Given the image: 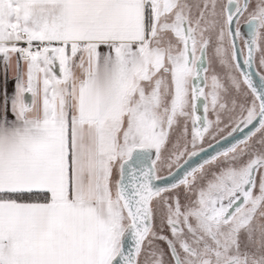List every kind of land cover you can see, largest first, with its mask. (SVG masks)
Here are the masks:
<instances>
[{"label":"snow or ice","instance_id":"6c2138e0","mask_svg":"<svg viewBox=\"0 0 264 264\" xmlns=\"http://www.w3.org/2000/svg\"><path fill=\"white\" fill-rule=\"evenodd\" d=\"M257 54L264 0H0V264H264Z\"/></svg>","mask_w":264,"mask_h":264},{"label":"flooded vegetation","instance_id":"af4514ba","mask_svg":"<svg viewBox=\"0 0 264 264\" xmlns=\"http://www.w3.org/2000/svg\"><path fill=\"white\" fill-rule=\"evenodd\" d=\"M242 31H245L246 32V29L245 28H242ZM241 46H243V44H242V42H241ZM217 67V71L220 73V75H221V78H222V81L223 82H225L226 83V77L224 76V73L219 69V66L217 65L216 66ZM254 67H255V69L257 70V71H261V72H264V69H260L259 68V65H258V54H257V64H255L254 65ZM223 95V94H222ZM231 96L232 97H236L237 96V94L235 93V91H233L232 93H231ZM209 118L210 119H215V115L213 114V113H209ZM225 123H227V121H226V119H225ZM221 127L223 128L224 127V124H221ZM230 129V128H229ZM229 129H227L224 133H222V134H217L216 136H215V138H213L212 136H210V135H206V137H205V140H204V142H203V145L202 146H206V145H208V144H210V143H212L213 141H215L216 139H218L219 137H221V135H224L225 133H227V131L229 130ZM190 131H191V125L189 124V139H190ZM181 132H182V126L181 127H178V128H175L173 131H172V133L170 134V139H171V141L174 143L179 137H180V134H181ZM169 147H171V144L169 145ZM168 173V169L167 168H164V169H162V171H161V175H164V174H167ZM182 202H183V197H182ZM162 213H163V210L161 209V210H158L157 211V213H156V216H155V224L158 226L159 225V223H160V218H161V215H162Z\"/></svg>","mask_w":264,"mask_h":264},{"label":"water","instance_id":"95a60500","mask_svg":"<svg viewBox=\"0 0 264 264\" xmlns=\"http://www.w3.org/2000/svg\"><path fill=\"white\" fill-rule=\"evenodd\" d=\"M252 71H253V75H254L255 79L258 81L259 77L256 76L257 70L255 69L254 66L252 68ZM228 131H230V129ZM247 131H248V129H245L244 134H246ZM224 135L226 136L227 133H225ZM242 135L243 134H241V133H235V134H233V137H228V139L226 141L222 140L221 137H219L218 139H216L212 143H210V144H208L206 146H203V148L206 151L205 152H201L199 157H194L192 163L193 164L200 163L203 159L207 158L208 156H210L214 152L220 151L223 148L228 147L231 143L234 142V139L242 138ZM209 145H211L212 147H209ZM167 174H164L163 176H167Z\"/></svg>","mask_w":264,"mask_h":264},{"label":"crops","instance_id":"0c3cea01","mask_svg":"<svg viewBox=\"0 0 264 264\" xmlns=\"http://www.w3.org/2000/svg\"><path fill=\"white\" fill-rule=\"evenodd\" d=\"M3 68H4L3 60L2 58H0V99H2V94L5 87L7 88L9 94H11L14 91V80L12 79V73L9 72L8 81L7 84L5 85ZM9 116H11V114H9Z\"/></svg>","mask_w":264,"mask_h":264},{"label":"built area","instance_id":"2783aa9c","mask_svg":"<svg viewBox=\"0 0 264 264\" xmlns=\"http://www.w3.org/2000/svg\"><path fill=\"white\" fill-rule=\"evenodd\" d=\"M21 46H26V45H24V44H21Z\"/></svg>","mask_w":264,"mask_h":264}]
</instances>
